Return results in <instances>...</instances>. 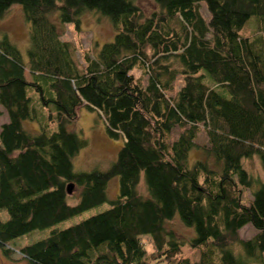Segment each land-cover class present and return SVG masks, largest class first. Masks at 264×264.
<instances>
[{
    "label": "trees",
    "instance_id": "trees-1",
    "mask_svg": "<svg viewBox=\"0 0 264 264\" xmlns=\"http://www.w3.org/2000/svg\"><path fill=\"white\" fill-rule=\"evenodd\" d=\"M153 2L146 14L134 0H0V17L17 3L30 25L26 60L0 34V255L28 264H264V181L242 164L256 156L264 172V0ZM87 11L114 34L93 53L82 49L79 63L58 24L76 29ZM250 20L256 31L243 34ZM81 105L122 140L106 169L74 170L87 143L70 128ZM192 149L203 157L190 162ZM114 176L107 208L12 244L105 201ZM69 182L79 187L74 204ZM175 215L192 229L187 239L166 226ZM247 223L255 232L243 239ZM184 244L197 259L183 255Z\"/></svg>",
    "mask_w": 264,
    "mask_h": 264
},
{
    "label": "rangeland",
    "instance_id": "rangeland-1",
    "mask_svg": "<svg viewBox=\"0 0 264 264\" xmlns=\"http://www.w3.org/2000/svg\"><path fill=\"white\" fill-rule=\"evenodd\" d=\"M142 9L143 13H149L156 8L153 0H134ZM199 10L202 16L207 17V10L203 4H200ZM29 23L24 19L20 5L17 3L12 4L7 11L0 17V34L6 33L7 37L12 41L20 50L22 57L26 60V47L28 44V31ZM60 38L70 41L74 46V55L76 60L80 63V51L88 49L93 53L97 48V43L100 45L104 41L111 40L114 34L113 27L109 20L95 11H87L81 17L78 28L74 29L71 24H58ZM255 21H248L242 32L243 34L251 35L255 33ZM170 67L175 68L177 64L173 61L169 64ZM139 71L135 70L134 74L137 75ZM25 77L30 78L27 70H25ZM181 83V77L178 76L174 81V87L177 88ZM7 120L6 113L0 105V124ZM23 125L27 128H37L35 123L23 121ZM70 128L74 130L79 136L86 139V145L81 148L72 158L74 170L88 171L91 169H106L114 160L116 152L122 144L121 138L109 136L106 133L105 125L101 115L95 111L88 109L81 105L76 110V117L73 120ZM179 128H174L171 135L172 138L176 137ZM196 142L200 144L206 143L205 134L200 131L197 134ZM203 155L198 149H192L189 152V161H193ZM244 168L253 176L264 181V172L260 166L259 160L256 156L242 159ZM67 184V183H66ZM107 199L92 207L83 210L80 214L63 219L58 223L43 229L33 230L25 235H22L13 240L12 244L21 245L24 242H30L38 238L46 236L51 228H62L72 224L90 214L99 212L109 206V200L113 198L118 189V178L114 176L110 178L106 186ZM137 191L141 194H146V187L143 180L140 179L137 184ZM79 187L73 184L71 191L67 192V203L74 204L78 200ZM243 202H247L251 198L250 189L242 188L241 194ZM2 218H5V211L0 212ZM166 226L174 230L176 237L179 239H187L192 235L191 228L185 226L179 218L175 215L170 220L166 221ZM255 229L250 224H244L238 230L241 238L246 239L252 236ZM237 250L238 247L235 246ZM182 253L190 260L198 258V250L191 248L188 244L182 246ZM264 257V252H263ZM0 264H28L25 259L21 258L18 253H14L11 258L0 255ZM150 264H165L163 261L151 262ZM245 264H262L260 261L253 259L247 260Z\"/></svg>",
    "mask_w": 264,
    "mask_h": 264
},
{
    "label": "water",
    "instance_id": "water-1",
    "mask_svg": "<svg viewBox=\"0 0 264 264\" xmlns=\"http://www.w3.org/2000/svg\"><path fill=\"white\" fill-rule=\"evenodd\" d=\"M72 186H73V183H72V182L67 183V184H66V192H70Z\"/></svg>",
    "mask_w": 264,
    "mask_h": 264
}]
</instances>
